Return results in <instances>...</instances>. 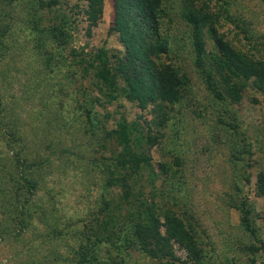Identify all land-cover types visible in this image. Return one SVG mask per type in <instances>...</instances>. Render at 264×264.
I'll list each match as a JSON object with an SVG mask.
<instances>
[{"label": "rangeland", "instance_id": "1", "mask_svg": "<svg viewBox=\"0 0 264 264\" xmlns=\"http://www.w3.org/2000/svg\"><path fill=\"white\" fill-rule=\"evenodd\" d=\"M85 8L83 0H0V264H72L84 243L98 258L110 255L121 264L186 262L177 244L179 260L170 262L99 240V217L111 221L112 231L117 224L99 214L106 166L115 168L103 156L120 146L115 137L102 145L99 132L91 133L88 111L108 129L122 117L139 123L137 146L148 160L135 182L143 186L142 208L161 219L167 209L182 217L202 264H264V85L243 86L238 101L217 98L195 67L193 30L183 16L209 14L202 29L206 52L215 50L213 28L214 36L264 63V0H165L161 37L172 44L155 60L175 61L188 81L177 103L144 109L122 94L107 96L93 66L98 49L124 51L109 30L116 0H103L96 25L88 24ZM53 25L65 35L52 36ZM25 168L37 178L34 191L22 182ZM118 190L110 192L109 208ZM15 196L29 199L32 218L24 232L8 212ZM242 203L257 241L242 227Z\"/></svg>", "mask_w": 264, "mask_h": 264}, {"label": "trees", "instance_id": "2", "mask_svg": "<svg viewBox=\"0 0 264 264\" xmlns=\"http://www.w3.org/2000/svg\"><path fill=\"white\" fill-rule=\"evenodd\" d=\"M83 1L86 4L88 24L96 25L102 15L103 0ZM164 1L116 0V16L109 30L118 35L124 51L108 53L106 49L101 48L92 57L100 87L104 88L107 96L116 99L122 94L128 101L136 102L141 109L147 105L165 107L180 101L188 81L181 66L175 64V61L155 60L157 55L169 54L172 44L161 37L160 21L164 18ZM183 16L193 30L195 67L217 98L223 101H238L243 86L260 88L264 85V63L248 58L220 37L214 36L213 28H210V32L215 50L211 53L206 52L202 29L210 23L208 13L203 10L199 12L189 10ZM48 29L54 37L65 35L64 30L57 25ZM1 44L0 42V48L3 47ZM86 122L92 134L99 132L102 145H105L110 137H115L120 146L119 151L113 156L106 158L103 156V160L115 162V168L114 165L113 168L108 164L106 166L107 175L103 178L99 194V214L103 216L110 214L111 219L115 218L117 224L112 231L111 228L107 229V221L109 223L111 221L99 217V228L104 225L102 238L99 240L110 242L121 252L133 248L153 260L170 262L179 260L174 253V244H177L187 254L184 264H202L197 243L182 217L167 209L161 219L159 215L153 214L149 207L142 208L145 202L142 199L143 186H137L135 182L139 168L148 164V160L144 151L139 150L137 146L143 139L142 133L135 135L139 123L133 120L130 122L122 117L117 121L115 129H108L105 126V119L101 120L98 114L90 111L86 113ZM31 163L30 167L37 165ZM21 178L23 183H31L32 190H36L37 178L30 172L26 171ZM116 188L119 190L115 206L109 208L114 195L110 192ZM28 201V198L21 199L20 196H15L11 199L8 210L18 217L16 224L18 230L22 232L32 218V212L28 211ZM42 211L44 209H41ZM239 211L242 227L257 241L256 228L249 219L250 210L242 203ZM259 243L264 252V243L262 241ZM91 246L84 243L78 251L79 258L72 264H121L110 259V255L106 260L98 258ZM250 250L255 251L257 248L251 246Z\"/></svg>", "mask_w": 264, "mask_h": 264}]
</instances>
